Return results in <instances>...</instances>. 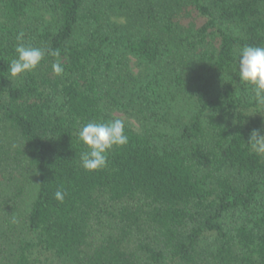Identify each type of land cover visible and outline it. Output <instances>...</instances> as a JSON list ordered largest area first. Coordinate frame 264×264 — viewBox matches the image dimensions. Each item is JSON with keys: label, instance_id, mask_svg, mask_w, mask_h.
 <instances>
[{"label": "trees", "instance_id": "1", "mask_svg": "<svg viewBox=\"0 0 264 264\" xmlns=\"http://www.w3.org/2000/svg\"><path fill=\"white\" fill-rule=\"evenodd\" d=\"M21 31L62 76L8 75ZM244 45L264 0H0V264H264ZM116 118L128 145L85 171L79 129Z\"/></svg>", "mask_w": 264, "mask_h": 264}, {"label": "clouds", "instance_id": "2", "mask_svg": "<svg viewBox=\"0 0 264 264\" xmlns=\"http://www.w3.org/2000/svg\"><path fill=\"white\" fill-rule=\"evenodd\" d=\"M16 56L8 67V75L12 79L22 78L27 73L38 69L45 56L56 58L52 71L57 76L65 72L60 62V50L44 49L24 41L21 31L16 37ZM239 83L249 86L243 90L246 98L254 101L255 107L264 110V46L244 45L237 54ZM78 139L86 151L81 154L80 161L83 169L96 172L107 167L109 154L117 148H123L129 143V135L123 120L116 118L105 122H88L78 131ZM248 148L259 156H264V129H253L249 135ZM57 201L63 202L65 192L57 190L54 193Z\"/></svg>", "mask_w": 264, "mask_h": 264}, {"label": "rangeland", "instance_id": "3", "mask_svg": "<svg viewBox=\"0 0 264 264\" xmlns=\"http://www.w3.org/2000/svg\"><path fill=\"white\" fill-rule=\"evenodd\" d=\"M132 65L135 66V60L132 61ZM118 116H120V117H122V118H124V119H127L126 116L123 115V114H121V113H119ZM129 121H131V122H133V123H136L133 119H132V120L129 119ZM29 179H31V175H30V174H29ZM32 179H33V178H32ZM33 180H34V179H33ZM1 182H2V181L0 180V183H1ZM0 189H1V190L4 189V190H6V191L8 190V187L6 186V182H5L2 186H0ZM1 190H0V191H1ZM0 196H1V195H0ZM1 197H3V196H1ZM4 199H5V197H4ZM10 213H11V212H10ZM5 214H7V213H6L5 211L3 212V209L0 208V216H2V217H6ZM2 220H4V218H1V217H0V223H1Z\"/></svg>", "mask_w": 264, "mask_h": 264}]
</instances>
